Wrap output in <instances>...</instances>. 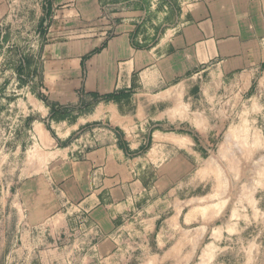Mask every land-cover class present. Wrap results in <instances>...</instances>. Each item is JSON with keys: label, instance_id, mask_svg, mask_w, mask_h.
Returning <instances> with one entry per match:
<instances>
[{"label": "crops", "instance_id": "obj_1", "mask_svg": "<svg viewBox=\"0 0 264 264\" xmlns=\"http://www.w3.org/2000/svg\"><path fill=\"white\" fill-rule=\"evenodd\" d=\"M123 1L42 0L39 75L51 105H40L32 142V164L43 169L26 185L73 203L101 261H118L131 211L153 202V226L168 211L158 227L167 253L196 264L201 239L239 229L214 225V202L200 205L212 170L199 168V149L232 134L231 101L264 85V0H185L156 37L142 33L143 19L112 18ZM9 2L0 0V14ZM253 215L262 219L264 208Z\"/></svg>", "mask_w": 264, "mask_h": 264}, {"label": "rangeland", "instance_id": "obj_2", "mask_svg": "<svg viewBox=\"0 0 264 264\" xmlns=\"http://www.w3.org/2000/svg\"><path fill=\"white\" fill-rule=\"evenodd\" d=\"M184 2L124 0L112 6L111 14L117 20L143 19L142 33L156 37L159 32L154 31L173 23ZM44 17L42 0H10L0 14V264H185L179 255L167 253L172 247L165 243L168 238H159L158 227L168 211L153 226V202L131 211L120 232L118 261H101L94 257V245L73 203L41 182L26 185L43 169L32 164L39 153L32 142L40 105H51L39 75L46 44ZM226 103L215 101L221 109ZM229 107L237 110L228 117L232 134L220 132L216 145L199 149V158L205 160L201 164L199 159V168H210L212 176L200 185L198 195L200 205L214 202V225L237 222L239 229L201 239L196 264H264V216L253 215L264 208V85L241 102L232 100ZM69 114L73 110L58 113ZM46 126L53 132L50 122ZM189 188L185 180L183 191ZM256 197H263L261 203H255ZM172 234L177 239L178 230Z\"/></svg>", "mask_w": 264, "mask_h": 264}, {"label": "trees", "instance_id": "obj_3", "mask_svg": "<svg viewBox=\"0 0 264 264\" xmlns=\"http://www.w3.org/2000/svg\"><path fill=\"white\" fill-rule=\"evenodd\" d=\"M58 110H55V112L57 113Z\"/></svg>", "mask_w": 264, "mask_h": 264}, {"label": "bare ground", "instance_id": "obj_4", "mask_svg": "<svg viewBox=\"0 0 264 264\" xmlns=\"http://www.w3.org/2000/svg\"><path fill=\"white\" fill-rule=\"evenodd\" d=\"M259 174V173H258Z\"/></svg>", "mask_w": 264, "mask_h": 264}]
</instances>
